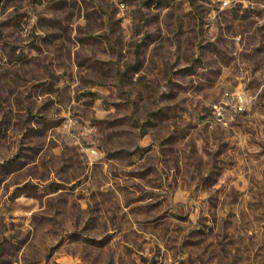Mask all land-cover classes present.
<instances>
[{"label":"rangeland","instance_id":"1","mask_svg":"<svg viewBox=\"0 0 264 264\" xmlns=\"http://www.w3.org/2000/svg\"><path fill=\"white\" fill-rule=\"evenodd\" d=\"M0 264H264V0H0Z\"/></svg>","mask_w":264,"mask_h":264}]
</instances>
